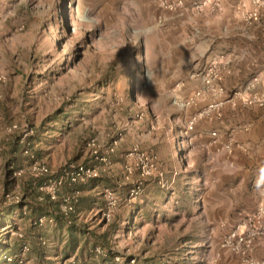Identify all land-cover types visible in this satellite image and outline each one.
<instances>
[{
    "label": "rangeland",
    "instance_id": "374dc122",
    "mask_svg": "<svg viewBox=\"0 0 264 264\" xmlns=\"http://www.w3.org/2000/svg\"><path fill=\"white\" fill-rule=\"evenodd\" d=\"M152 1L0 0V207L6 193L22 195L21 180L6 174V160L9 143L23 130L31 128L32 136L39 130L35 149L44 156L50 141L52 170L69 160L88 161L90 139L107 146L120 137L105 174L120 193L115 192L118 203L111 219L105 222L94 209L82 213L78 222L98 232L117 223L113 246L127 256L219 264L225 251L220 244L231 228L225 232L227 218L215 217L210 193L219 192L223 170L214 167L194 138L201 126L215 128V118L211 113L186 132L189 117L204 105L181 110L173 104L174 96L184 97L199 86L178 90L183 82L175 81L179 71L159 68L158 54L151 55L150 50L158 53L159 43L164 44L162 13ZM55 113L57 121L44 122ZM10 125L17 126L13 134L6 133ZM134 147L147 160L126 158ZM126 161L132 167L128 180ZM141 166L149 175L141 176ZM127 184L130 189L139 185L135 198L130 189L121 195ZM155 187L168 192L165 200L152 197ZM101 193V188L90 192L97 200ZM14 223L34 242L27 220L15 218ZM10 234L7 227L0 230V238ZM44 235L52 257L48 261L61 264V235L53 228ZM34 256L30 252L23 264H37Z\"/></svg>",
    "mask_w": 264,
    "mask_h": 264
},
{
    "label": "crops",
    "instance_id": "0c3cea01",
    "mask_svg": "<svg viewBox=\"0 0 264 264\" xmlns=\"http://www.w3.org/2000/svg\"><path fill=\"white\" fill-rule=\"evenodd\" d=\"M183 1L185 8L178 14L160 9L163 20L159 32L164 44L159 43L158 53L150 50L152 56L158 54L159 68H176L179 73L175 81L181 79L191 89L199 86V81L189 78L190 71H201L214 58L224 60L228 64L221 84L229 94L223 99L229 98L232 91L245 87L253 77L264 78V13L257 20L248 21L247 13L253 10L248 1H245L244 9L239 5L240 0H223L216 8L209 6L199 10L191 6L195 0ZM152 2L155 3V0ZM130 3L135 4L134 1ZM214 122L215 128L201 126L195 130L194 138L200 150L210 154L209 160L214 167L218 165L223 170L217 180L219 192H211L210 200L217 211L215 217L227 218V232L255 213L260 205L264 206V107L236 109L225 104L221 118ZM213 130L218 132L220 140L230 133L234 134L236 144L231 155L213 144L210 136ZM35 144L36 140L33 150L38 159L54 167L49 160L50 141L44 147L45 156L39 148L35 149L38 143ZM46 228L43 232H50L52 227ZM254 254L256 257L264 256L260 249ZM219 264L242 263L236 256L224 251Z\"/></svg>",
    "mask_w": 264,
    "mask_h": 264
},
{
    "label": "built area",
    "instance_id": "2783aa9c",
    "mask_svg": "<svg viewBox=\"0 0 264 264\" xmlns=\"http://www.w3.org/2000/svg\"><path fill=\"white\" fill-rule=\"evenodd\" d=\"M221 1L223 0L194 1L191 6L195 10L209 6L216 8ZM245 1H248L253 6V10L247 13L246 19L248 21L257 20L260 14L264 13V0H240L239 5L243 9L245 8ZM156 3L161 10L173 14H178L185 8L183 0H156ZM227 64L228 62L224 60L220 61L217 58L211 59L207 66L200 72L190 75V79L199 81V87L184 97L174 96L173 104L181 110H189L204 105L198 113L189 117L186 123V132H192L199 120L206 119L211 113L213 114L212 118L219 120L225 104H229L230 107L236 109L251 106L264 107V78L253 77L245 87L232 91L229 98L223 99L226 94H229L221 84L227 69ZM183 86H185L184 82L178 83V90ZM16 130V125H10L6 129V133L13 134ZM31 136V128L23 130L17 136L19 144L24 146L23 155L27 157V162L23 168L13 169L11 174L14 178H20L25 174L40 178L41 182L38 190L41 194L38 200L42 201L44 196H47L51 201H57L59 199L60 212L65 216L73 214L79 203L81 192L76 190V188L80 185H86L91 180L98 179L106 174L108 166L110 165L109 158L115 153L116 146L121 140L118 137L107 146H103L95 139H90L86 145L90 152V158L87 163L68 161L58 169L52 170L36 157L30 145L29 139ZM210 136L213 139V144H217L225 154L231 155L233 153L236 144L233 133L227 135L224 140H220V136L216 130L211 131ZM133 157L139 160H147L148 156L144 152L139 151L138 147H134L126 155L128 159ZM138 169H140L142 177L149 175L145 171V166L138 167ZM124 173L126 180H128L132 173V167L127 161L124 165ZM64 188H69L70 191L62 193V189ZM139 192L140 187L137 185L130 189L129 196L135 198ZM60 193H62L61 198H59ZM102 196L104 198V206L100 210V217L105 222H109L118 200L114 190L111 188H104L102 190ZM21 200L22 197L20 194L6 193L4 195L3 205L17 204ZM34 224L38 227H44L47 224H53V219L41 217ZM14 235L19 238L22 237L19 231L15 232ZM40 242L41 244H45L43 238H40ZM220 248L235 255L242 264H264V256L256 257L254 254L257 249L264 252V206L260 205L255 213L234 225L223 237ZM28 252L29 246L24 245L17 256H3V259L7 262L18 260L20 264H23ZM94 254L96 257L104 255L99 247L94 249ZM118 260L119 257H115V261L117 262ZM132 263L133 261H131ZM63 264H74L73 258Z\"/></svg>",
    "mask_w": 264,
    "mask_h": 264
},
{
    "label": "trees",
    "instance_id": "16d2710c",
    "mask_svg": "<svg viewBox=\"0 0 264 264\" xmlns=\"http://www.w3.org/2000/svg\"><path fill=\"white\" fill-rule=\"evenodd\" d=\"M58 115L59 113H55L44 122L47 124H50V120L55 122L58 120ZM38 131L36 129L35 135L31 136L29 139L32 150L34 146V139H36ZM23 151L24 146L19 144L18 138H13V141L9 143L7 150V154L9 156L6 160L7 176L11 175L13 169L23 168L26 164L27 157L23 155ZM111 156L113 157L114 153ZM36 157L39 158L37 155ZM83 163H87V161ZM19 179L21 180L22 188L21 202L17 204L3 205L0 207V230L7 227L9 228L11 234H13L5 235L0 238V264H20L18 260L7 262L3 259V256H17L24 245L29 246V252L26 255L30 252L34 253L37 264H50L48 261L49 259H47V257H50V253L46 252L45 249L48 241L43 232V230L48 226H51L54 232L61 235L63 239L59 255L61 263L73 258L74 264H130L131 259L134 260V264H185V260L181 258H167L164 260L163 258L165 255L127 256L118 253L112 242L114 233L118 229L117 223L112 222L102 232H98L96 229H91L87 224L78 222L77 219L82 213L95 209L96 211H99L100 214V210L104 206L102 193L101 197L97 200L94 195L90 194V192L94 191L96 188H101V190H103L107 187L113 189L114 192L118 193V195L120 194L115 188L116 185L113 181H111V179L106 178L105 174L98 179L91 180L86 185H80L76 188V190L81 193L87 192V195L80 197L75 212L68 216L63 215L60 212L59 199L57 201H51L47 196H44L42 201L38 200V197L41 194L38 190V186L41 182L40 178L25 174ZM5 184H7V182ZM128 189H130V187L127 184V186L123 188V193H121V195L123 194V196L126 197L129 191ZM69 191V188L62 189V193H67ZM154 192L155 194L152 195L154 198L162 197L163 200H165L168 196V192L163 190L161 191L158 187L154 188L152 193ZM62 193L59 194V198H61ZM186 197V195L183 197V200L181 201L182 204L185 203V200L187 201ZM141 208L142 207L138 210H142ZM143 209L145 210L146 208L144 207ZM185 209H187V207ZM144 213L148 215V212L144 211ZM41 217L53 219V224L38 227L34 223ZM15 218L27 220L31 228V233L33 234L32 238L34 242L28 240L25 235L20 232V228L14 223ZM17 231L22 234L21 238L14 235ZM40 238L45 240V244H41ZM33 243H35V248L32 247ZM96 247H99L103 251V256H95L94 249ZM168 252L171 251H165L164 253L166 254ZM117 256L119 257V261L116 262L115 257ZM174 256L181 257L176 254H174ZM24 261H26V259Z\"/></svg>",
    "mask_w": 264,
    "mask_h": 264
}]
</instances>
